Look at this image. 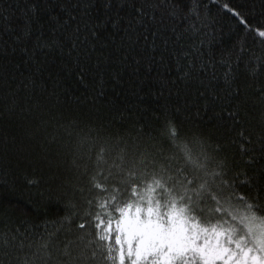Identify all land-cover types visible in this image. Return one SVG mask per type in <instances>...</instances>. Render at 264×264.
Here are the masks:
<instances>
[{
    "label": "trees",
    "instance_id": "1",
    "mask_svg": "<svg viewBox=\"0 0 264 264\" xmlns=\"http://www.w3.org/2000/svg\"><path fill=\"white\" fill-rule=\"evenodd\" d=\"M61 2L0 0V8L7 10V19H0V232L18 229L31 238L52 231L66 217L62 233L95 232L93 223L79 213L71 215L69 201L81 212L87 207L74 192L83 181L71 156L52 139L51 128L45 134V124L74 121L86 131L100 129L109 142L154 140L167 148L165 126L170 121L182 136H202L219 145L215 155L233 171L257 179L264 176V123L259 106L251 101L256 84H264V74L253 77L245 67V61L251 64V57L264 52V37L255 31L264 29V0H184L186 8L195 5L203 20L201 33L211 41L217 60L225 53L235 58L238 50L246 49L239 66H234L231 86L222 78V67L214 80L193 69L185 75L183 62L177 67L171 51L190 42L186 33L177 40L183 21H146L144 26L126 27L128 21L121 19L114 27V14H135L128 0L119 8V0H104L110 2V9L93 0L91 16L103 20L107 15L108 20L97 37L80 39L84 33L73 35L74 21L63 29L57 27L58 20L67 17ZM32 3L36 10L28 12L30 35L16 41ZM37 36L55 38L56 43L34 49ZM237 86L239 92L232 91ZM241 130L251 138V152L242 153L239 147L244 143ZM249 194L255 196L257 186ZM81 222L84 229L76 227Z\"/></svg>",
    "mask_w": 264,
    "mask_h": 264
},
{
    "label": "snow or ice",
    "instance_id": "2",
    "mask_svg": "<svg viewBox=\"0 0 264 264\" xmlns=\"http://www.w3.org/2000/svg\"><path fill=\"white\" fill-rule=\"evenodd\" d=\"M101 2L110 9V2ZM123 2L119 0L116 7ZM128 5L135 14H114V27L121 19L128 21L126 27L144 26L146 21H183L185 27L177 40L186 33L190 42L171 51L177 67L183 62L185 75L187 69H193L213 80L222 67L225 84L232 85L234 66H239L246 49L238 50L235 58L225 53L217 60L211 41L201 33L203 20L195 5L186 8L184 0H128ZM94 6L93 0L71 4L62 0L59 7L67 17L58 20L57 27L63 29L74 21V36L83 31L80 39L97 37L108 17H92ZM35 10L36 4H29L25 24L14 40L29 37L28 12ZM6 11L0 8V19H7ZM231 11L239 15L235 9ZM240 19L243 23V17ZM172 28L175 30V24ZM255 31L264 37V29ZM152 34L155 37L156 32ZM54 43L55 38L48 41L37 36L33 48L52 47ZM76 46L73 38L72 48ZM250 59L254 61L251 64L245 61L248 73L253 77L264 74V52ZM232 91L239 92V87ZM251 101L259 106L264 123V84H256ZM165 127L167 148L154 140L109 142L100 129L86 131L74 121L45 124V134L51 128L52 139L71 156L72 166L83 181L74 192L87 207L81 212L69 201L71 215L79 213L93 223L95 232L72 235L67 229L62 233L67 217L52 231L31 238L18 229L0 232V264H264V176L257 179L233 171L225 159L215 155L219 145L202 136H182L170 121ZM239 135L244 141L239 145L242 153L251 152V138L243 130ZM261 143L264 146V139ZM253 186H257L255 196L249 194ZM85 226L81 222L76 227Z\"/></svg>",
    "mask_w": 264,
    "mask_h": 264
}]
</instances>
